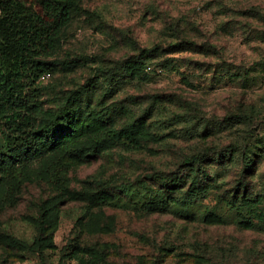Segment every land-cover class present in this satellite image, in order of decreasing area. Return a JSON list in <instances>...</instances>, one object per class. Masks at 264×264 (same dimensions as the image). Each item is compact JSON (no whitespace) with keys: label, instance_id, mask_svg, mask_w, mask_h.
Returning <instances> with one entry per match:
<instances>
[{"label":"rangeland","instance_id":"374dc122","mask_svg":"<svg viewBox=\"0 0 264 264\" xmlns=\"http://www.w3.org/2000/svg\"><path fill=\"white\" fill-rule=\"evenodd\" d=\"M74 2L40 109L159 138L83 149L59 182L15 188L0 264H264V0Z\"/></svg>","mask_w":264,"mask_h":264},{"label":"trees","instance_id":"16d2710c","mask_svg":"<svg viewBox=\"0 0 264 264\" xmlns=\"http://www.w3.org/2000/svg\"><path fill=\"white\" fill-rule=\"evenodd\" d=\"M74 6V0H0V135L4 141L0 203L24 183L59 182L68 172L72 157L83 149L97 151L114 141L135 146L138 139L159 138L129 128H108L92 115L74 118L40 109L38 82L52 72L51 57ZM36 119L49 122L52 132L60 128L64 133H40L34 129ZM30 162L37 166L30 169ZM96 199L110 201L107 195ZM171 203L179 205L174 200ZM48 217L43 212L37 221L36 251L41 261ZM95 255L102 258L101 253Z\"/></svg>","mask_w":264,"mask_h":264}]
</instances>
